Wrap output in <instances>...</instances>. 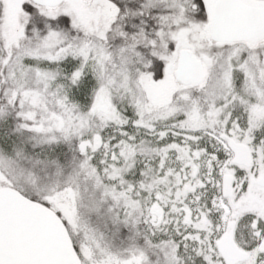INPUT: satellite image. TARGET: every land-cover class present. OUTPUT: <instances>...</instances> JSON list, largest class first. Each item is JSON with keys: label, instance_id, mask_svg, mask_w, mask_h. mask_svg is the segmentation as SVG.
<instances>
[{"label": "snow or ice", "instance_id": "1", "mask_svg": "<svg viewBox=\"0 0 264 264\" xmlns=\"http://www.w3.org/2000/svg\"><path fill=\"white\" fill-rule=\"evenodd\" d=\"M0 264H264V0H0Z\"/></svg>", "mask_w": 264, "mask_h": 264}]
</instances>
